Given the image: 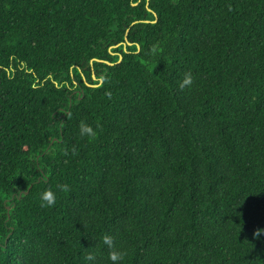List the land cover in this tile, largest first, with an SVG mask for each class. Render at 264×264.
<instances>
[{
  "label": "trees",
  "instance_id": "trees-1",
  "mask_svg": "<svg viewBox=\"0 0 264 264\" xmlns=\"http://www.w3.org/2000/svg\"><path fill=\"white\" fill-rule=\"evenodd\" d=\"M113 250L264 264V0H0V264Z\"/></svg>",
  "mask_w": 264,
  "mask_h": 264
},
{
  "label": "clouds",
  "instance_id": "clouds-1",
  "mask_svg": "<svg viewBox=\"0 0 264 264\" xmlns=\"http://www.w3.org/2000/svg\"><path fill=\"white\" fill-rule=\"evenodd\" d=\"M193 77L191 73H186L184 75L183 80L180 83V87L183 88L185 86H191ZM96 130L87 122L82 121L79 125V135L83 138H94L96 136ZM62 189L67 191V185L62 186ZM41 199L45 203L46 206L51 207L56 199L55 193L51 190H46L41 194ZM103 244L107 245L109 248L112 247L113 241L112 238L108 235L103 237ZM125 253L123 251L113 250L109 252L108 259L112 261V264H120L123 260ZM88 261H95V256L92 253H89L86 256Z\"/></svg>",
  "mask_w": 264,
  "mask_h": 264
}]
</instances>
